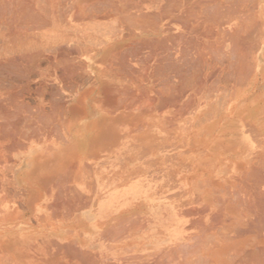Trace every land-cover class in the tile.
Segmentation results:
<instances>
[{"label":"bare ground","instance_id":"obj_1","mask_svg":"<svg viewBox=\"0 0 264 264\" xmlns=\"http://www.w3.org/2000/svg\"><path fill=\"white\" fill-rule=\"evenodd\" d=\"M5 142L11 264H264V0H0Z\"/></svg>","mask_w":264,"mask_h":264},{"label":"rangeland","instance_id":"obj_2","mask_svg":"<svg viewBox=\"0 0 264 264\" xmlns=\"http://www.w3.org/2000/svg\"><path fill=\"white\" fill-rule=\"evenodd\" d=\"M2 143V142H1ZM6 143V142H5ZM3 143V144H1L2 145V147H0V148H2V149H0V151H1V156H0V173H2V169H4L5 167H7L6 169H8L9 168V172H6V175L7 176H5V179H9L10 178V170H12V169H15V167H16V165H17V161H18V159L17 158H14V160L12 159V158H10L8 155L10 154L11 155V151L10 152H8L9 151V149H7L8 148V144L9 143ZM5 145V146H4ZM3 149H4V151H3ZM6 149V150H5ZM3 152V153H2ZM7 157H8V159H7ZM10 160H11V162H10ZM13 166V167H12ZM15 166V167H14ZM1 176H3V175H1L0 174V177ZM9 176V178H7ZM4 238H7V237H5L4 236ZM6 257H8V259L11 261V259L9 258L10 256L9 255H7L3 250H2V248L0 249V264H11V262L10 261H8V259L6 258Z\"/></svg>","mask_w":264,"mask_h":264}]
</instances>
